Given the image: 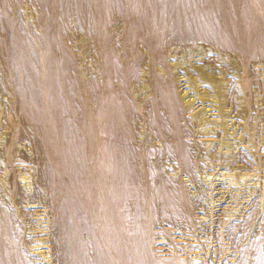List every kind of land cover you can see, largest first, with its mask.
<instances>
[{
	"label": "rangeland",
	"instance_id": "1",
	"mask_svg": "<svg viewBox=\"0 0 264 264\" xmlns=\"http://www.w3.org/2000/svg\"><path fill=\"white\" fill-rule=\"evenodd\" d=\"M259 248L264 0H0V264Z\"/></svg>",
	"mask_w": 264,
	"mask_h": 264
},
{
	"label": "bare ground",
	"instance_id": "2",
	"mask_svg": "<svg viewBox=\"0 0 264 264\" xmlns=\"http://www.w3.org/2000/svg\"><path fill=\"white\" fill-rule=\"evenodd\" d=\"M255 200V199H254ZM250 208L248 211L247 216L253 215L255 208H256V202H252L249 204ZM263 246V245H262ZM258 248V247H257ZM258 250V256L255 258L256 264H264V256H263V250L262 249H257ZM244 262V258L241 259Z\"/></svg>",
	"mask_w": 264,
	"mask_h": 264
}]
</instances>
